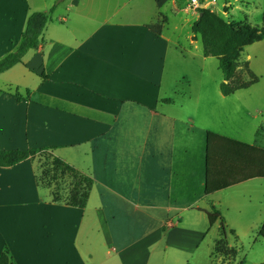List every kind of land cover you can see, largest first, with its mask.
I'll return each instance as SVG.
<instances>
[{
    "label": "crops",
    "instance_id": "1",
    "mask_svg": "<svg viewBox=\"0 0 264 264\" xmlns=\"http://www.w3.org/2000/svg\"><path fill=\"white\" fill-rule=\"evenodd\" d=\"M179 1L0 0V60L17 49L33 13L50 14L40 48L0 75V150H50L91 177L87 206L76 209L81 218H102L111 239L109 215L158 214L165 234L168 223L178 222L173 230L183 225L170 214L208 219L201 202L226 190L230 176L235 186L264 181L257 176L264 149L226 152L229 139L210 127L215 101L230 96L221 91L224 77L216 94L202 93L215 58L205 57L193 30L188 47L180 34H168L167 5L181 17L175 30L183 14L191 29L200 17ZM164 18L157 35L149 26ZM214 150L221 153L216 164ZM39 173L32 159L0 168V255L8 251L16 264L23 254L41 260L32 229L47 231L49 209L62 207L50 189L44 196Z\"/></svg>",
    "mask_w": 264,
    "mask_h": 264
},
{
    "label": "rangeland",
    "instance_id": "2",
    "mask_svg": "<svg viewBox=\"0 0 264 264\" xmlns=\"http://www.w3.org/2000/svg\"><path fill=\"white\" fill-rule=\"evenodd\" d=\"M198 1L201 7L193 6L191 0L179 2L190 13L196 11L195 16H199L198 11L205 8L230 23L264 26V0ZM171 9L169 5L165 8V13L170 18V23L166 26L167 32L171 35L180 34L182 45L188 47L187 37L192 33L191 27L186 24L189 18L183 14V27L175 30L181 17L174 15ZM194 40L199 43L201 37L196 36ZM199 46L202 51V44ZM212 60L215 65L208 70V77L204 80L206 88H203L202 93L207 89L208 94H216L218 83L224 77L223 72L217 69H220L218 59ZM238 67L234 83L245 80L246 67L259 78V82L247 90L236 92L234 97L230 96L228 103L215 101L210 127L218 135L229 139L222 143L225 151L228 149L226 152L250 155L253 153L251 149L255 147L264 149V38L245 49L239 58ZM192 81L196 79L193 78ZM198 87L199 85L193 84L192 91L199 90ZM220 155V151H213L214 164ZM54 157L50 150H44L35 160L38 162L39 174H44L47 181H53V185H57L55 189L63 193L65 200L59 203L62 207L49 209L48 215L53 218L51 228L48 226L47 231L37 226L32 229L31 245L37 250L41 260H36L34 255L23 254L19 257L22 259L20 264H264V239L259 238V234L264 231L262 179L257 180L254 185L248 183L235 186L231 180L233 176H230L222 184L226 190L200 204L210 212L211 205L215 204L221 212L227 227L228 246L237 252L230 254L223 245L217 246L221 240V223L210 228L208 219L196 213L180 216L170 214L168 217L171 221H182L183 225L179 228L184 231L178 232L179 228L173 230V226L167 224L168 231L165 234L160 229L158 214L140 215L128 210L116 214L115 218L109 215L111 239L103 226L102 218L97 219L93 213L87 212L84 219L76 207L66 208L73 179L68 174L61 175L57 171L53 165ZM257 176H264V167L257 165ZM42 187L45 196L47 188ZM47 194L50 197V193ZM65 226L69 227L68 232L65 231Z\"/></svg>",
    "mask_w": 264,
    "mask_h": 264
},
{
    "label": "trees",
    "instance_id": "3",
    "mask_svg": "<svg viewBox=\"0 0 264 264\" xmlns=\"http://www.w3.org/2000/svg\"><path fill=\"white\" fill-rule=\"evenodd\" d=\"M61 2L62 0L58 1L56 5ZM198 12L202 16L193 25L194 38L196 36L201 37L205 57L217 58L220 61V67L225 78V82L221 84L223 95L231 96L240 90H247L257 84L259 78L251 72L249 67H246L243 82L236 84L234 79L239 68L238 61L241 54L247 47L264 38V26L251 27L246 23H230L210 9L201 8ZM49 20V13L35 12L30 16L26 31L17 49L0 60V75L21 64L23 58L30 51L40 48L41 37ZM166 25L167 21L163 20L156 25L149 26V28L157 35H161ZM16 96L18 97L17 94ZM42 151L44 149L0 150V168L14 167L28 159L35 160V157ZM53 165L61 175L68 174L73 179L67 201L68 205L80 209L86 208L94 180L57 157H54ZM38 181L52 191L54 203L65 200L63 193L55 189L57 185H53V181H47L44 174H39ZM207 215L210 228H213L218 222L221 223V240L217 246L221 244L230 254H237L235 249L228 246L227 227L221 212L212 207V211L208 212ZM231 233L235 235L234 231ZM263 233H260L259 237H262ZM0 264H15L8 251L0 255Z\"/></svg>",
    "mask_w": 264,
    "mask_h": 264
},
{
    "label": "built area",
    "instance_id": "4",
    "mask_svg": "<svg viewBox=\"0 0 264 264\" xmlns=\"http://www.w3.org/2000/svg\"><path fill=\"white\" fill-rule=\"evenodd\" d=\"M191 3H192L193 6L201 7L198 0H191ZM176 224H178V222H176ZM175 225L172 224V223H168V226H175Z\"/></svg>",
    "mask_w": 264,
    "mask_h": 264
},
{
    "label": "water",
    "instance_id": "5",
    "mask_svg": "<svg viewBox=\"0 0 264 264\" xmlns=\"http://www.w3.org/2000/svg\"><path fill=\"white\" fill-rule=\"evenodd\" d=\"M202 16V14H200V17Z\"/></svg>",
    "mask_w": 264,
    "mask_h": 264
}]
</instances>
